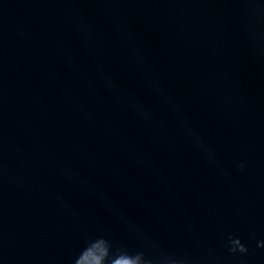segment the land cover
Masks as SVG:
<instances>
[{"label": "water", "instance_id": "95a60500", "mask_svg": "<svg viewBox=\"0 0 264 264\" xmlns=\"http://www.w3.org/2000/svg\"><path fill=\"white\" fill-rule=\"evenodd\" d=\"M0 264H264V0H0Z\"/></svg>", "mask_w": 264, "mask_h": 264}]
</instances>
